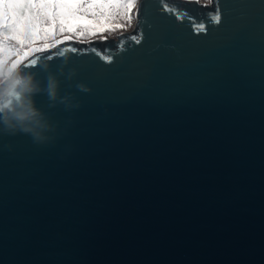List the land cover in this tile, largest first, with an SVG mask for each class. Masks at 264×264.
Masks as SVG:
<instances>
[{
    "label": "water",
    "instance_id": "1",
    "mask_svg": "<svg viewBox=\"0 0 264 264\" xmlns=\"http://www.w3.org/2000/svg\"><path fill=\"white\" fill-rule=\"evenodd\" d=\"M134 17L17 66L79 107L41 93L50 141L0 133V264H264V0Z\"/></svg>",
    "mask_w": 264,
    "mask_h": 264
},
{
    "label": "snow or ice",
    "instance_id": "2",
    "mask_svg": "<svg viewBox=\"0 0 264 264\" xmlns=\"http://www.w3.org/2000/svg\"><path fill=\"white\" fill-rule=\"evenodd\" d=\"M131 7L109 0L107 3H89L87 5L79 3H47L37 2V0H0V33L3 34V41L0 44V65L8 63L11 57H15L10 62L9 67H17L22 61L27 59L34 51H45L49 45L50 37H54L55 28L60 32H75L77 26L94 27L95 30L104 31L105 28L111 30L112 27L121 25L106 23L100 27L101 21H111L114 14L112 8ZM91 17V18H89ZM65 37L64 39H70ZM44 40L45 44L37 46L35 41ZM7 41H15L16 46L7 44ZM62 43L63 41H56ZM27 45V48L25 47ZM75 50V49H74ZM35 60L31 63L34 64Z\"/></svg>",
    "mask_w": 264,
    "mask_h": 264
},
{
    "label": "clouds",
    "instance_id": "3",
    "mask_svg": "<svg viewBox=\"0 0 264 264\" xmlns=\"http://www.w3.org/2000/svg\"><path fill=\"white\" fill-rule=\"evenodd\" d=\"M39 66L47 74L43 86L31 70L0 67V133L10 136L26 134L35 144L50 141L53 138L50 133L55 130L47 113L37 107L36 95L46 94L49 107H54L57 102L64 104L66 109L79 107L78 102L73 103L70 94L60 95V82L49 71V65L45 63ZM59 71L63 74V68ZM74 75L75 70H69L67 78L71 79ZM76 87L82 92L90 91L83 83H78Z\"/></svg>",
    "mask_w": 264,
    "mask_h": 264
},
{
    "label": "trees",
    "instance_id": "4",
    "mask_svg": "<svg viewBox=\"0 0 264 264\" xmlns=\"http://www.w3.org/2000/svg\"><path fill=\"white\" fill-rule=\"evenodd\" d=\"M136 1L137 0H134L133 1V4H132L133 7L135 6ZM37 2H47V3H57V2H59V3H73V2H70V0H37ZM103 3H106V2L104 1ZM117 3L126 5V1L125 0H120ZM121 8H119V9H117V8L110 9V11L114 14V18L116 17L115 16V13L118 12V11L123 12V14H124V24L122 26L118 27L117 29H114L112 31L113 33H114V31L117 32L119 30H122L123 28H126L125 26L126 25H129L130 22H131V19H132V13H128L126 10L124 11V9H121ZM89 18H91V17H89ZM114 20H116V19H114ZM101 22L104 23V24L107 23L106 21H101ZM54 31L56 32L55 36L54 37H50L48 39V41H47V43L49 45L52 44V43H54V42H56V41H58V40H60V39H63L65 37H69L68 36L69 32H67V31L60 32L59 29H58V27L55 28ZM112 32L109 29H105L104 31H98V30H95L94 27L89 28V27L77 26V30L74 33H75V35H77L80 38H88V39H91V38H95L96 36H101V35H106L107 36L108 34H111ZM3 43H5L3 41V34L0 33V44H3ZM6 43L7 44H10L12 46L18 47L16 45V42L15 41H7ZM35 44L37 46H42V45L45 44V41L44 40H37V41H35ZM25 47L27 48V45ZM2 55H3V53H0V56H2ZM12 59H15V57L14 56L11 57L9 59L8 63H4L3 65H0V67H9L10 62H11Z\"/></svg>",
    "mask_w": 264,
    "mask_h": 264
},
{
    "label": "rangeland",
    "instance_id": "5",
    "mask_svg": "<svg viewBox=\"0 0 264 264\" xmlns=\"http://www.w3.org/2000/svg\"><path fill=\"white\" fill-rule=\"evenodd\" d=\"M109 2V0H70V2H73V3H79V4H84V5H87V4H89V3H103V2ZM120 0H115V2L117 3V2H119ZM126 1V5H131V7H122L121 9H124V11L126 10L128 13H132V19H131V22H130V24L129 25H126L125 27L126 28H123V30H127V29H130V28H132L133 27V25H134V8H135V6L133 7V1L134 0H125ZM201 1H203V2H206V3H209V0H201ZM126 12V13H127ZM127 13V14H128ZM115 18L114 19H116V20H114V19H112L111 21H108L107 23H112L113 25H115V24H119V25H123L124 24V14H123V12H120V11H118V12H116L115 13ZM104 23H102V22H100V27H104ZM128 26V27H127ZM118 27H112L111 28V32L114 30V29H117ZM105 29H107V28H105ZM115 31H114V33L112 32L111 34H108L107 36H115ZM68 36H70L71 37V39H74V40H88V38H80V37H78L77 35H75V33L74 32H69V34H68ZM106 35H101V36H96L95 38H101V37H107ZM95 38H91V39H95Z\"/></svg>",
    "mask_w": 264,
    "mask_h": 264
}]
</instances>
